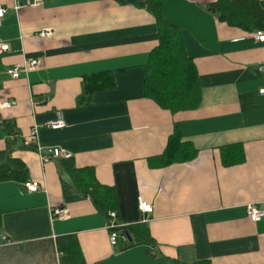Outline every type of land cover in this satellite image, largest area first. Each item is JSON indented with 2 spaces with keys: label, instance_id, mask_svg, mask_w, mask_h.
I'll return each mask as SVG.
<instances>
[{
  "label": "crops",
  "instance_id": "1",
  "mask_svg": "<svg viewBox=\"0 0 264 264\" xmlns=\"http://www.w3.org/2000/svg\"><path fill=\"white\" fill-rule=\"evenodd\" d=\"M32 1L0 0L7 8L0 42L9 45L0 52V102H12L0 108V152L11 140L27 180L44 188L29 193L16 179H0V264H61L57 239L69 235L86 264H264V218L248 215V206L264 212V44L256 32L219 20L209 10L217 0H165L164 16L181 28L201 89L197 108L172 113L144 97L158 44L144 0H43L37 8ZM31 59L40 60L37 69L8 74ZM103 72L113 84L82 100L86 81ZM58 112L63 128L43 126ZM7 121L18 135L7 134ZM176 124L195 154L163 165ZM35 125L44 150L73 156L44 162L26 142ZM71 167L113 186L116 221L145 224L153 242L111 244L109 218L76 188ZM139 198L150 212L139 210ZM57 207L69 217H54Z\"/></svg>",
  "mask_w": 264,
  "mask_h": 264
},
{
  "label": "trees",
  "instance_id": "2",
  "mask_svg": "<svg viewBox=\"0 0 264 264\" xmlns=\"http://www.w3.org/2000/svg\"><path fill=\"white\" fill-rule=\"evenodd\" d=\"M164 1L144 0L141 4L154 16L158 28V44L152 50L150 61L146 66L144 97L172 113L189 111L197 108L201 99L199 73L194 60L186 53L181 28L164 16ZM209 10L230 26L250 33L264 31V10L258 0H217L209 6ZM112 84V76L104 72L89 77L82 100H86L94 90L110 87ZM4 129L9 136L18 135V131L9 121L4 122ZM189 146L192 144L182 141L179 126L176 124L175 132L168 140L165 152L160 158L161 163L169 165L187 156L191 158L195 154V149L189 152ZM28 147L35 149L31 145ZM236 148L238 147L232 146L225 150L229 153ZM224 161L227 162V159ZM69 170L76 188L89 194L95 206L109 218V212L116 211L117 208L115 188L99 184L92 177L91 169L79 170L71 167ZM27 177L25 164L12 156V141L9 140L7 148L0 152V179H16L24 182L27 181ZM114 230L126 236L127 233L133 235V241L127 237L128 240L125 242L127 246L153 242L148 227L142 223ZM57 246L61 255V264H86L75 236L58 238ZM173 264L187 263L176 261ZM192 264H210V262L202 260Z\"/></svg>",
  "mask_w": 264,
  "mask_h": 264
},
{
  "label": "built area",
  "instance_id": "3",
  "mask_svg": "<svg viewBox=\"0 0 264 264\" xmlns=\"http://www.w3.org/2000/svg\"><path fill=\"white\" fill-rule=\"evenodd\" d=\"M43 3V0H33L28 5L31 7H40ZM19 6H16V9H18ZM7 12V8L0 6V18H2ZM45 34H49V31H47ZM255 39L258 42H261L264 44V31L256 32L254 35ZM9 49V45L7 43L0 42V52L6 51ZM41 62L37 59H31L26 60L23 65L21 66H14L10 67L7 71L8 74L12 78H18L21 71H24L25 73H29L35 69H37L40 66ZM264 92V90H262ZM12 105V102H0V108H8ZM65 125L64 117L61 112H58L57 117L52 120L46 121L43 126L51 128V129H60L63 128ZM38 125H35L30 135L26 138V142L28 145L34 146L37 150V152L40 154L42 160L44 162H49L52 158H62V159H70L73 154L70 151L60 149V148H50L48 150H44L43 147L40 146L39 140H38ZM22 188L31 193L36 192L40 190L41 188H44V185H42L38 181H24L22 182ZM138 207L139 210L146 214L151 211L152 205L143 201L141 198H139L138 201ZM52 214L54 217H57L59 219H66L69 217L70 212L69 209L66 207H57L52 210ZM248 215L251 218L252 221H258L264 218V212L258 209L256 206H248ZM117 218V212L110 211L109 212V219L106 222V228L110 231V242L111 244L115 245L119 242V240H122L126 242L128 240L126 235H123L120 233V231L114 230L115 228L123 227L125 225L119 224L116 221ZM6 239V237L4 238Z\"/></svg>",
  "mask_w": 264,
  "mask_h": 264
},
{
  "label": "water",
  "instance_id": "4",
  "mask_svg": "<svg viewBox=\"0 0 264 264\" xmlns=\"http://www.w3.org/2000/svg\"><path fill=\"white\" fill-rule=\"evenodd\" d=\"M127 237H128V238H129V240L131 241V237H130L129 233H127Z\"/></svg>",
  "mask_w": 264,
  "mask_h": 264
}]
</instances>
